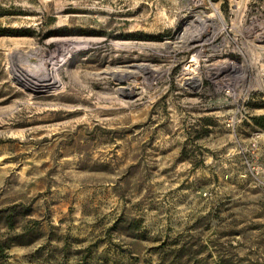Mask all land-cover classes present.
Here are the masks:
<instances>
[{
  "label": "rangeland",
  "instance_id": "374dc122",
  "mask_svg": "<svg viewBox=\"0 0 264 264\" xmlns=\"http://www.w3.org/2000/svg\"><path fill=\"white\" fill-rule=\"evenodd\" d=\"M260 118L264 0H0V264H264Z\"/></svg>",
  "mask_w": 264,
  "mask_h": 264
},
{
  "label": "bare ground",
  "instance_id": "6f19581e",
  "mask_svg": "<svg viewBox=\"0 0 264 264\" xmlns=\"http://www.w3.org/2000/svg\"><path fill=\"white\" fill-rule=\"evenodd\" d=\"M204 20H201L200 22H202V24L205 25L207 22H206V19H204ZM205 29H206V27H205ZM200 30L202 31V29H200ZM184 34L186 35V34H188V32L181 33L179 35V37L180 36H183V37H181L179 39L180 41L185 40V37L186 36H184ZM201 36L203 37V34H200V33L197 34L196 35V39L198 40L200 38V40H201L202 39ZM192 39H193V37L190 38L189 40H187L186 42H190L191 43V40ZM55 41L58 42V43L59 42H62L63 43V46H65V45H71L74 48V51L73 52L72 51L70 52V47H69V50H67V47L65 48L66 50L63 49L65 53L68 52V53H66L68 55V57H67V60L65 61V56L66 55H64V53H63V55L60 54V57L61 56H64V58L62 60H60L61 63L62 62L64 63V61L65 62H68L70 60V58L72 57V55L75 52H77V53L78 52H81L84 49H86L87 46H89V40H83V39L62 38V39L54 40V42ZM180 41H178V42H180ZM83 44H86V45H83ZM89 47H91V46H89ZM28 56H31V55H28ZM28 56H27L26 53L24 54L22 52L21 53H19V52L18 53H14V55H13L14 59H19V61L20 60H26V61H28V59H29ZM60 62L59 63H57V62H54L53 63L52 60L45 61L44 62L45 67H44V69H40V71H42V73L40 72V74H38L37 72L35 73L34 71H31L30 70L31 68L28 69V68L22 67V65H21V67L17 71L18 72V75H17L16 79H18V81H20L22 84H24L29 89L34 90V91H41V90H45V89H50V87L58 86L59 85V82H58V80H56V75L59 74V73H61V66H60L61 63ZM19 63H21V61ZM46 64H47V66H46ZM24 65H25V63H24ZM136 67L139 68V70H141L142 73L144 71H147L148 69L149 70H152L151 66L145 65V64L136 65ZM222 68L227 69L230 73H235V74H240V75L241 74H245V72H246V69L244 70L242 68H234V67L226 66V65L224 67H222ZM222 68L219 71H221ZM136 72H138V75H139V71H136ZM133 73H134V71L129 70L128 67H126L125 69L120 70V74L119 73H116L115 70H112L110 68H107L106 70H104L103 75H111V76L114 75V76H118L119 79L127 80L128 78H130L133 75ZM186 83L188 84L189 87H192V88L193 87H199L201 85V83L197 79H189V80L186 81ZM120 92H123V90H121ZM124 94H125V96L131 97L132 95H137L138 92H137V89L136 88L131 87V85H130L129 87L126 88V91H125Z\"/></svg>",
  "mask_w": 264,
  "mask_h": 264
},
{
  "label": "built area",
  "instance_id": "2783aa9c",
  "mask_svg": "<svg viewBox=\"0 0 264 264\" xmlns=\"http://www.w3.org/2000/svg\"><path fill=\"white\" fill-rule=\"evenodd\" d=\"M191 1L199 2V0H191ZM200 1H202V3L205 4L207 0H200ZM231 1L237 2V1H241V0H231ZM208 2H209V0H208Z\"/></svg>",
  "mask_w": 264,
  "mask_h": 264
},
{
  "label": "trees",
  "instance_id": "16d2710c",
  "mask_svg": "<svg viewBox=\"0 0 264 264\" xmlns=\"http://www.w3.org/2000/svg\"><path fill=\"white\" fill-rule=\"evenodd\" d=\"M264 121V118H260L258 121H257V123L260 125L261 124V126L264 128V124L263 123H261V121Z\"/></svg>",
  "mask_w": 264,
  "mask_h": 264
}]
</instances>
